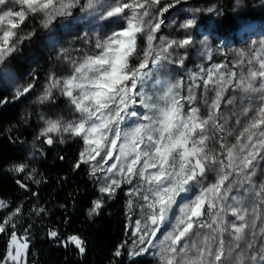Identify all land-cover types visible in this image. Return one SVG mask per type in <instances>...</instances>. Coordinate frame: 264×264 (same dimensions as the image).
<instances>
[{"label": "rangeland", "instance_id": "1", "mask_svg": "<svg viewBox=\"0 0 264 264\" xmlns=\"http://www.w3.org/2000/svg\"><path fill=\"white\" fill-rule=\"evenodd\" d=\"M85 2L86 0H81V5L85 4ZM123 2L132 3L133 0H123ZM138 2L144 3V0H138ZM168 3H173V0H159V3L148 0L145 8L137 10L141 14L144 11L148 12V15L142 16L145 26L150 21L155 23L153 18L157 15H159L160 20L164 21L161 29L155 33L148 66L144 71L148 72L152 70L153 79H155L153 58L157 55L159 48L166 46V41L175 40L179 42L190 36L192 39L190 45L183 48L173 45L168 50L171 62L168 63L167 73L161 74V79L170 83L179 82L180 97L186 98L190 94L189 89L191 88V94L194 96L192 104L189 105L184 99L180 101L183 104L184 114L187 115L190 107H197L200 119H207L209 108L205 104V101L211 103L215 97V88L211 83L208 85V91H204L209 70H213L212 75L214 79L223 75L225 80L231 79L233 85L242 77H248L250 71H259V59L264 58V46L261 43L264 41V0H184L181 4H174L167 13H164L162 10L163 6H166ZM227 3L230 4V12L233 19L230 29L225 27L224 21V8ZM22 7L26 10V6L12 4L11 0H9L8 5L0 6V9L19 11ZM195 8H199L200 11L193 12ZM91 11V9L81 11L80 5H77L71 9L70 15H57L47 27L44 26L46 17L43 13L33 14L26 12L27 18L23 22H19V19L16 18L15 22L18 24V28L15 30L17 35L13 37V41L18 39L30 40L38 35L39 32H42L41 46L44 50L45 59L41 60L39 57H36L32 65L33 69L24 76L17 74L9 63V56L12 53L4 61L0 62V87L12 96L14 100L19 101L18 126L29 130L33 135L25 143L27 159L11 167L17 176L22 177L23 180L29 183L35 184V182H38L37 167L45 158L48 149L46 144L47 137L40 136L42 130L49 122L59 121L62 126H67L78 119V114L73 112L68 98L62 95L57 81L66 82L69 77L78 76L79 74L74 71L75 67L84 63L87 57L100 53V49L95 47L96 42L98 40L104 42L113 29L119 31L125 25L124 20H117L116 18L99 21L96 15L88 14ZM2 14L3 12L0 11V15ZM125 14L131 16V10L125 9ZM190 18H195L197 23L189 29L179 27L180 24ZM38 20L40 21L39 23ZM253 25L255 26L253 27ZM28 28H30L29 31H27ZM85 33H87L86 42L82 39ZM147 35V27L144 28V31L136 34L135 52L129 58L130 68H136L143 62L145 51L149 50ZM52 42H54V46ZM61 49L64 51L61 52ZM181 60L183 64L179 63ZM232 73H235L234 77ZM87 74L90 75V73ZM77 82H80L79 79ZM259 84L260 80L257 78L254 85L259 86ZM29 85H33L29 93L18 94L23 91L24 87ZM160 87L157 85L153 88L152 80L147 82L144 91L153 96L152 102L160 103L157 99L159 95L163 94L157 91ZM137 90H140L139 85ZM77 93L78 90L74 89V94ZM46 95L48 96L47 99H41ZM249 95L257 97L260 93H245L242 89L228 86L223 94V101L219 109V120L217 122L223 124L224 131H216L210 122L206 133L208 139L203 146L205 154L209 157L210 161H213L206 164L205 179L203 180L204 187L218 181L221 175V168L214 161L222 160L226 164L227 150L229 148L236 145L234 154L237 157L244 154L241 153L240 147L246 143L247 134L240 139L239 143L237 137L246 126L259 118L258 108L261 106L259 103H256L252 110L248 111L245 115L243 109L246 107V104L241 105L239 101L241 98ZM232 97H235V104L227 105L226 101ZM137 101H139V97H137ZM133 107H136L140 113L148 112L147 109H143L137 105ZM132 119L135 120V118ZM237 120H239V123L236 122ZM129 125H131V121L126 119L125 123L121 125V129L123 130ZM252 131L256 133L253 136V140L255 141L259 133L264 132V125ZM48 135L53 139V147L69 143L77 144V147L80 148L79 163H83L80 160L81 153H84V160H90L87 166L99 193L96 201H99L101 205L105 199L112 195L109 196L108 193L100 192L99 189L110 186V179H119V186L112 188V191L115 193L120 190L126 195L128 234L125 248L128 251V255L132 258L145 256L150 259V264H163L158 255H134V253L147 245V240L142 244L139 237L146 232L150 236V228L154 227L151 226L150 221L152 210L144 199L146 195L151 199V194L147 192L149 184L145 181L144 176L149 175L155 169L147 170L142 176L140 171L144 158L141 157L140 164L134 166L133 173H128L126 168L123 173H119L118 169L109 171L113 163H117L118 168L121 166V162L117 160L120 141L117 142V148L113 151L112 157H106L104 152H101L99 156L90 158L89 153L86 151L89 146L83 142L81 137L63 131ZM222 144L223 147H221ZM140 149H144V144L140 145ZM174 156L178 166V153L174 154ZM101 157H104V159H101ZM261 157H264V149L260 150V154L257 157L258 163L254 161L255 174L251 176L250 183H243V187H240V183L247 180L248 172L251 169L240 174L238 177L233 172L221 187V192L227 193V200L224 201L225 210L219 214V218H222L225 222L223 225L225 227L223 239L226 248L230 243L229 233L231 231L227 226L232 223H236L237 225L245 223L247 225L240 242L241 247L238 250L243 253V264H249L248 257L252 251L246 247L247 244L250 243L253 249L257 250V261L260 258L259 254L264 253V188H262L264 186V159H261ZM21 165H24L23 172L16 170ZM226 171L230 170L226 169ZM114 173L116 174L114 175ZM129 178L132 181L131 184L126 182ZM245 189H248V191H245ZM199 191V186H193L189 188L187 193L181 194L184 199L177 197V203L173 205L168 214V218L173 224L176 217L180 214V207L189 200L194 199L199 194ZM253 193H259V195H253ZM36 203L38 202H35L33 205L32 212H40V209H42ZM0 204L4 205L3 208L7 211L6 220L11 217L10 224L15 225L14 228L10 225L6 226L5 231L8 236L12 232H15L18 244L25 242L29 244L27 235L31 231L32 220L23 222L27 211L21 210L17 215L12 216L13 211L18 206L13 208L10 202L2 199H0ZM232 207H239L241 209L242 214L245 215V221L241 222L232 215L230 211ZM201 211V217L193 218V235L189 244L191 245L194 242L197 246H200L204 237L207 236L209 238V246L215 252L216 241L212 239V235L216 231L217 226L214 225L212 230L206 228L198 230L195 223L197 220L211 222L215 213L210 214L207 202H205ZM137 221H139L140 225L139 232L136 228ZM168 231H171L169 225H161L152 242L159 245L163 236ZM217 239H219L218 233ZM9 250H12L14 254L15 246L12 245L11 240ZM149 251L158 252V248L155 250L150 248ZM27 253L28 249L21 257L20 264L24 263ZM240 259L237 253L233 252L228 257V264H239ZM207 260L208 258L205 257V264H207ZM8 264H12V262L8 260Z\"/></svg>", "mask_w": 264, "mask_h": 264}, {"label": "snow or ice", "instance_id": "2", "mask_svg": "<svg viewBox=\"0 0 264 264\" xmlns=\"http://www.w3.org/2000/svg\"><path fill=\"white\" fill-rule=\"evenodd\" d=\"M148 0L144 3L133 0L132 3L123 2V0H86L85 4L81 5V0H11L12 4L26 6V10L22 7L19 11L3 10L0 15V62L17 50V44L20 39L13 41L16 37V29L19 22H23L27 13H43L46 17L44 26L47 27L52 20L59 16H68L71 14V9L80 5L81 11H88L89 15H96L99 21H107L113 18L124 20L125 25L119 31L113 29L112 33L107 36L104 42L99 40L95 47L100 49V53L94 56H89L84 63L75 67L74 71L78 76H71L66 82L57 81L60 86L62 95L68 98V102L73 108V112L78 114V119L74 123L67 126H62L59 121L49 122L42 130L40 136L47 137V144H53V139L48 134L59 133L61 131L72 133L81 137L83 142L88 145L86 151L90 158L99 156L104 152L106 157H112L113 151L117 148V142L120 141L119 156L117 160L121 162L118 168L117 163H113L109 171L118 169L119 173H123L125 168L128 173L134 172V166L140 164L141 157L144 158L140 174L143 176L149 169H155L149 175L144 176L145 181L149 184L147 192L151 194L145 196V201L148 202L149 208L152 210L151 235L147 232L141 235L140 241L143 244L147 240V245L134 253L136 256L144 254L158 255L163 264H205V257L208 258L207 264H228V257L237 253L240 257L239 264H243V253L238 251L241 247V240L244 236L245 223H232L227 227L231 229L229 233L230 243L225 246L223 233L225 224L219 214L225 210L224 201L227 200V193L221 192V187L229 176L236 173V176L248 172L246 181L240 183H250L251 176L255 174L254 161L258 163L257 157L260 150L264 149V132H260L257 139L254 141L253 136L256 133L252 130L264 125V58L259 59V71H250L248 77L241 78L236 84H232V80H225L223 75L213 78L212 71L209 70L208 79L205 81L204 91H208L209 83L215 88V97L211 103L205 101L209 108L207 119H200L199 109L190 107L187 115L183 112L182 99L186 100L189 105L192 104L194 96L191 94L192 89H189V95L184 98L179 96V82L170 83L161 79V74H166L168 71V63H170L168 50L176 45L178 47H186L192 43L191 37H187L179 42L172 40L165 42L166 46H161L157 55L153 58L155 67V79H153V71L145 72L144 69L148 66V59L151 54L152 41L155 39V33L161 29L163 20L159 19V15L154 17L155 23L151 21L145 26L142 16L148 15L147 11L142 14L138 9L145 8ZM154 3H159V0H153ZM184 0H173V3H168L163 6V12L167 13L174 4H181ZM9 0H0V6H7ZM125 9L131 10V16L125 14ZM199 8L193 9V12H199ZM6 22V23H5ZM197 23L195 18L187 19L179 27L189 29ZM148 28V51H145L144 60L136 68L129 67V58L135 52L136 34ZM87 33L82 39L86 42ZM22 39V38H21ZM264 46V41L261 42ZM54 46V42H52ZM64 50L61 49V52ZM183 64V61H179ZM82 70H85L82 72ZM87 73H90L88 75ZM235 76V73H232ZM259 78V86H255L254 82ZM79 79L80 82H77ZM152 80L153 88L161 86L157 91L162 92L157 99L160 103L153 101V96L144 91L147 82ZM247 81V82H246ZM139 85V91L138 89ZM228 86L242 89L245 93H260L259 96H245L241 98L239 103L245 105L243 111L245 115L251 111L256 103L261 106L258 108L259 118L255 119L243 132L237 137L240 139L247 134L246 143L241 145L240 151L243 155L237 157L234 154L236 145H233L227 150V163L224 161H214L220 165L221 175L216 183L204 187L203 180L205 179L206 164L212 163L209 157L205 154L204 144L208 139V125L214 126L216 131H224L222 123H218L220 104L223 101V94ZM33 85L23 88V91L18 94L29 93ZM74 89L78 90L74 94ZM50 95V93H49ZM139 97V101H137ZM48 96L41 99H47ZM227 105L235 104V97L229 98L226 101ZM147 109L148 112L140 113L136 107ZM132 118H135L133 120ZM131 121V125L121 129V125L125 120ZM143 121V122H142ZM239 123V120L236 121ZM230 134V133H229ZM221 139H223L221 137ZM144 144V149H140V145ZM189 145H191L189 147ZM223 147V144L221 145ZM247 151L245 152V150ZM178 153L179 163L177 166L174 154ZM123 158V159H121ZM130 158V159H129ZM104 159V157H101ZM264 159V157H261ZM80 160L87 164L90 160H84V153L80 154ZM75 168H79L77 163ZM230 170V171H226ZM17 171L23 172L24 165H21ZM95 171V169H93ZM116 173H114L115 175ZM127 183L131 184L129 178ZM119 179H110V186H105L99 189L100 192L108 193L109 196L114 195L112 188L119 186ZM199 186V194L194 199L184 203L179 211V216L176 217L173 224L168 218L173 205L177 203V197L184 199L182 193H187L190 187ZM264 188V186H262ZM248 191V189H245ZM259 195V193H253ZM208 203V208L213 215L212 221L197 220L196 228L212 230L216 225V231L212 235V239L216 241V250L212 251L209 246L208 237L197 246L194 242L190 245L189 241L193 235L194 219L202 216V208ZM95 208L99 209L101 203L95 201ZM4 205L0 204V207ZM21 209L17 207L12 216L17 215ZM41 212L44 209H40ZM232 215L237 220L245 221V215L239 207L230 209ZM91 215V213H89ZM11 217L0 223V233L5 232L7 225L12 228L14 224H10ZM161 225H169L171 231H168L159 245L152 242L159 231ZM137 231H140L139 221L136 223ZM217 233L219 239H217ZM198 234V233H197ZM51 237H57V232L52 231ZM71 241L78 246L79 253L85 252L84 247L80 246L82 241L78 237H71ZM183 241V242H182ZM234 241V243H233ZM11 243L15 246L13 254L12 250L7 251V260L12 264H20L21 257L25 254L29 247L27 242L23 244L17 243L15 232L11 233ZM251 249V254L248 257L249 264H264V253H260L257 261V250L249 243L246 245ZM157 249L158 252L149 251V249ZM120 256L119 250L115 253ZM7 260L4 264H7Z\"/></svg>", "mask_w": 264, "mask_h": 264}, {"label": "trees", "instance_id": "3", "mask_svg": "<svg viewBox=\"0 0 264 264\" xmlns=\"http://www.w3.org/2000/svg\"><path fill=\"white\" fill-rule=\"evenodd\" d=\"M224 9L225 27L230 29L233 24L230 4H225ZM41 44L42 32L30 40H20L17 50L9 56L17 74L27 75L36 57L45 59ZM18 105L19 101L0 87V199L27 211L23 222L32 220L27 235L28 253L22 264H150L145 256L130 257L125 248L128 220L126 195L122 191L118 190L99 209L93 210L99 193L87 164L78 162L77 144L48 148L38 164L39 179L35 184L13 172L14 164L27 159L25 143L33 136L18 126ZM77 163L79 168L74 167ZM35 202L43 212H32ZM6 217V209L0 207V223ZM52 231L57 232V237L50 236ZM73 236L82 241L83 254L71 241ZM10 240L6 231L0 233V264L7 260ZM118 250L120 256L115 255Z\"/></svg>", "mask_w": 264, "mask_h": 264}, {"label": "water", "instance_id": "4", "mask_svg": "<svg viewBox=\"0 0 264 264\" xmlns=\"http://www.w3.org/2000/svg\"><path fill=\"white\" fill-rule=\"evenodd\" d=\"M46 144H47V142H46ZM47 146H48V148H51L53 145H52V144H51V145H48V144H47Z\"/></svg>", "mask_w": 264, "mask_h": 264}, {"label": "bare ground", "instance_id": "5", "mask_svg": "<svg viewBox=\"0 0 264 264\" xmlns=\"http://www.w3.org/2000/svg\"><path fill=\"white\" fill-rule=\"evenodd\" d=\"M255 25H253V27H254Z\"/></svg>", "mask_w": 264, "mask_h": 264}]
</instances>
